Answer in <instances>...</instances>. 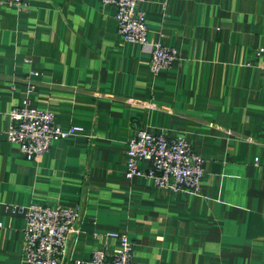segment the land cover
<instances>
[{
    "label": "crops",
    "instance_id": "crops-1",
    "mask_svg": "<svg viewBox=\"0 0 264 264\" xmlns=\"http://www.w3.org/2000/svg\"><path fill=\"white\" fill-rule=\"evenodd\" d=\"M141 7L147 39L178 55L156 74L101 0L0 7V264H27L25 214L14 207L31 203L80 210L61 264L98 249L110 256L121 234L132 264H264V70L255 57L264 0ZM23 101L83 132L26 160L5 136ZM138 127L186 137L204 159L198 194L125 178Z\"/></svg>",
    "mask_w": 264,
    "mask_h": 264
},
{
    "label": "built area",
    "instance_id": "built-area-1",
    "mask_svg": "<svg viewBox=\"0 0 264 264\" xmlns=\"http://www.w3.org/2000/svg\"><path fill=\"white\" fill-rule=\"evenodd\" d=\"M146 0H101L115 9L118 35L127 42L138 44L149 55V69L156 74L169 68L177 60V51L159 41L147 39L146 12L141 5ZM25 10L27 0H0V7ZM165 7V2H163ZM264 70V45L255 51ZM249 65V63H248ZM38 74L32 72V75ZM32 91V87L28 92ZM6 139L19 147L22 156L36 161L47 152L54 141L83 132L79 125L62 127L54 122V114L46 109L29 106L27 101L8 113ZM147 162L146 168L139 166ZM203 157L194 150L186 137L179 133L170 136L163 131L135 129L127 142L124 176L142 177L156 187L198 194L203 176ZM255 164L258 163L256 158ZM24 212L23 260L27 264H61L68 236L78 232V207L31 203L14 207ZM118 247L110 256L102 249L93 251L88 259H73L70 264H132V243L125 234L117 235Z\"/></svg>",
    "mask_w": 264,
    "mask_h": 264
},
{
    "label": "rangeland",
    "instance_id": "rangeland-1",
    "mask_svg": "<svg viewBox=\"0 0 264 264\" xmlns=\"http://www.w3.org/2000/svg\"><path fill=\"white\" fill-rule=\"evenodd\" d=\"M57 141H54L53 143H52V145L54 144V143H56Z\"/></svg>",
    "mask_w": 264,
    "mask_h": 264
}]
</instances>
